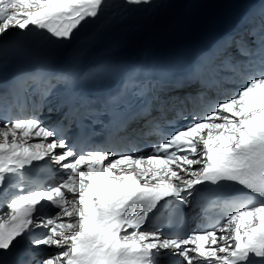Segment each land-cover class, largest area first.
<instances>
[{"label": "snow or ice", "instance_id": "obj_1", "mask_svg": "<svg viewBox=\"0 0 264 264\" xmlns=\"http://www.w3.org/2000/svg\"><path fill=\"white\" fill-rule=\"evenodd\" d=\"M141 6L166 5L0 0V70L38 61L0 93L5 102L29 89L37 97H29L31 114L13 117L9 106L0 115V187L9 176L21 181L0 207V264H264V0L192 54L85 69L84 46L53 44L106 11ZM53 95L61 97L55 110L67 111L46 126L39 113ZM133 122L140 127L130 134ZM41 162L48 175L24 191L26 170ZM57 167L63 176L49 183ZM226 185L238 186L230 197L220 192ZM181 206L222 219L166 231Z\"/></svg>", "mask_w": 264, "mask_h": 264}, {"label": "bare ground", "instance_id": "obj_2", "mask_svg": "<svg viewBox=\"0 0 264 264\" xmlns=\"http://www.w3.org/2000/svg\"><path fill=\"white\" fill-rule=\"evenodd\" d=\"M13 32H14L16 35H17V34H20V33L18 32V30H13ZM232 51H233V53H234L235 50L233 49ZM60 99H61V98H59L58 96L53 95V97H52V99H51V103L48 105V108H49V107H52L54 110L51 111L50 115L45 114V113H48V112H49L48 109H47V112H45V113H43V114H40V119L44 122V124H45L46 126H47L48 123H49V124L54 123V121H55V117L57 116V114H58V112H59V111H56V110H55V106H56V104H58V101H59ZM62 176H63V172L57 167V168L55 169V179H53L50 183H57V182H59V180H60V178H61ZM175 260H178V258H173V261H175ZM162 264H169V260H168L167 257L163 260Z\"/></svg>", "mask_w": 264, "mask_h": 264}]
</instances>
